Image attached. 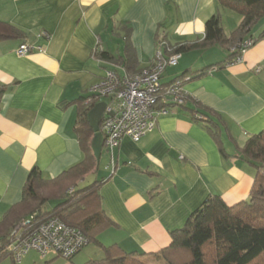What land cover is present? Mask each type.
Wrapping results in <instances>:
<instances>
[{
  "label": "crops",
  "instance_id": "1",
  "mask_svg": "<svg viewBox=\"0 0 264 264\" xmlns=\"http://www.w3.org/2000/svg\"><path fill=\"white\" fill-rule=\"evenodd\" d=\"M214 14L227 37L241 20L218 0H0V21L24 34L0 41V84L7 86L0 98V221L21 200L33 167L50 179L83 159L74 131L82 102L95 166L71 187H84L80 183L88 176L103 181L101 205L113 224L99 234L102 244L153 253L170 243L169 232L182 227L208 195L227 205L247 199L254 169L236 147L264 128V36L233 64L224 63L229 48L223 57L213 51L218 44L183 51L162 82L189 71L193 77L183 85L187 101L168 107L138 141L123 137L114 165L100 130L108 100H86L107 70L123 75L150 66L157 35L171 47L201 41ZM224 20L231 26H223ZM41 31L48 37H37ZM24 41L42 50L19 56L15 49ZM95 49L114 60L94 57ZM200 111L223 122L220 137L228 157L198 118Z\"/></svg>",
  "mask_w": 264,
  "mask_h": 264
},
{
  "label": "trees",
  "instance_id": "2",
  "mask_svg": "<svg viewBox=\"0 0 264 264\" xmlns=\"http://www.w3.org/2000/svg\"><path fill=\"white\" fill-rule=\"evenodd\" d=\"M218 3L241 17L238 26L227 37L220 16L214 14L204 24L201 41L174 45V52L182 53L193 47L218 44L229 48L224 63L232 60L238 51L231 52L230 47L251 37L252 29L264 17V0H218ZM263 36L264 29L255 37L256 41ZM10 38H24V34L18 28L0 21V41ZM158 41L167 42L165 37L159 38L157 35L156 44ZM93 56L106 61L114 60L104 51H94ZM207 70L205 68L196 75L205 74ZM185 76L189 80L193 77L189 71H185L176 79ZM6 88L0 84V98ZM82 103L74 131L83 159L50 179L42 178L39 169L33 167L28 172L21 200L0 221V241L22 218L39 211L38 220L58 217L66 224L80 229L88 243L93 242L99 247L102 257L90 259L84 264H150L145 261L146 257L162 259L167 264H255L259 259L264 260V128L251 135L242 147H236L237 154L254 169L247 199L227 205L220 196L208 195L189 214L182 227L169 232L171 240L166 247L153 253L124 251L115 243L104 245L97 238L99 233L113 224L101 205L99 187L103 181L95 180L68 192L95 166V158L90 149L91 127ZM199 114L205 117L206 127L217 142L221 155L228 157L220 137L223 122L208 113L200 111ZM49 200L56 203L50 210L43 211L42 206Z\"/></svg>",
  "mask_w": 264,
  "mask_h": 264
},
{
  "label": "built area",
  "instance_id": "3",
  "mask_svg": "<svg viewBox=\"0 0 264 264\" xmlns=\"http://www.w3.org/2000/svg\"><path fill=\"white\" fill-rule=\"evenodd\" d=\"M37 37L47 38L48 34L41 31ZM255 42L256 38L251 36L231 46V52H238L226 64L241 62L243 53ZM172 49L167 42L158 41L150 66L123 75L109 69L99 81L89 87L87 101L102 97L108 100L100 130L112 165L113 152L119 147L123 137L138 141L156 127L159 117L169 112L168 107L181 106L187 101L183 85L189 80L188 76L162 82L165 69L176 65L181 57L180 52ZM33 50H42V47L34 42L24 41L16 47L15 53L21 56ZM254 69L259 71L258 66ZM198 118L205 120L203 115H198ZM73 189L74 187H70L68 192ZM37 217L34 213L22 218L4 240L0 241V264L7 259L17 264L30 251L43 257L51 252L55 256L70 259L88 244L80 229L66 224L60 218L53 216L38 220Z\"/></svg>",
  "mask_w": 264,
  "mask_h": 264
},
{
  "label": "rangeland",
  "instance_id": "4",
  "mask_svg": "<svg viewBox=\"0 0 264 264\" xmlns=\"http://www.w3.org/2000/svg\"><path fill=\"white\" fill-rule=\"evenodd\" d=\"M222 24L223 26H226V27L231 26L230 25L231 23L226 20H224ZM262 25H264V18H262L255 25V27L252 29V32L257 31V29H260ZM213 51H219L220 53L219 57L220 56L223 57L224 54H226V50L224 47L222 48V45L216 46L215 50ZM94 133L96 136L95 139L97 140V141L95 140L96 141L95 148L98 151L99 150V133L96 129V126L94 129ZM89 180H90V177L88 176L84 180L81 181L80 185L86 186L90 184L92 181H89ZM55 203L56 201L54 200H49L45 202V204L42 206V210L43 211L50 210L54 206ZM99 234L97 236L98 240H99ZM101 257H102V251L99 249V247H97L93 242H89L70 259H64L60 256H55L51 252H48L47 255L43 257L39 255L38 253H36L35 251H30L17 264H84L90 259H100ZM147 262L150 264H159L153 258L147 260ZM1 264H15V263H12L9 259H7V260H4ZM255 264H264V260L259 259Z\"/></svg>",
  "mask_w": 264,
  "mask_h": 264
},
{
  "label": "water",
  "instance_id": "5",
  "mask_svg": "<svg viewBox=\"0 0 264 264\" xmlns=\"http://www.w3.org/2000/svg\"><path fill=\"white\" fill-rule=\"evenodd\" d=\"M39 215V211L37 212V216Z\"/></svg>",
  "mask_w": 264,
  "mask_h": 264
}]
</instances>
